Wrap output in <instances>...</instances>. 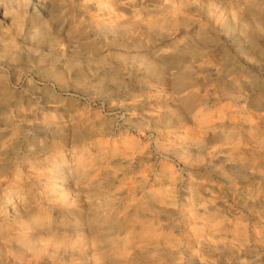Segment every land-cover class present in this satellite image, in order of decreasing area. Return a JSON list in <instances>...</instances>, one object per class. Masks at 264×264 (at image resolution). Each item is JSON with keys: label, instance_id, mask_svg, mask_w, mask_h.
Masks as SVG:
<instances>
[{"label": "clouds", "instance_id": "clouds-1", "mask_svg": "<svg viewBox=\"0 0 264 264\" xmlns=\"http://www.w3.org/2000/svg\"><path fill=\"white\" fill-rule=\"evenodd\" d=\"M0 264H264V0H0Z\"/></svg>", "mask_w": 264, "mask_h": 264}]
</instances>
